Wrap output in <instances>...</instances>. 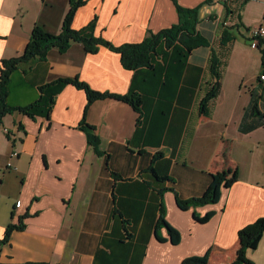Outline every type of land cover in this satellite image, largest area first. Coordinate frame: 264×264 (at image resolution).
<instances>
[{
	"label": "crops",
	"instance_id": "0c3cea01",
	"mask_svg": "<svg viewBox=\"0 0 264 264\" xmlns=\"http://www.w3.org/2000/svg\"><path fill=\"white\" fill-rule=\"evenodd\" d=\"M177 1L202 4L199 29L208 46L186 54L165 48L153 68L131 70L108 47L89 53L74 43L66 52L53 48L46 59L22 63L12 74L13 105L36 101L41 87L59 78L79 77L99 91L138 94L142 115L138 122L134 107L114 98L92 103L86 120L102 153L78 126L87 94L72 84L56 94L49 118L5 116L0 241L23 216L25 227L0 246L2 264H181L208 251V264L236 259L239 229L264 216V124L245 117L252 91L264 85L261 52L248 30L264 26V0ZM69 9L70 0H0V63L24 51L36 24L60 32ZM95 17L96 34L116 45L140 42L148 30L179 19L173 0H86L73 26L80 29ZM226 31L234 38L224 44ZM212 51L220 58L221 86L202 113L201 101L216 82ZM229 166L238 168V180L223 188L218 202L178 205L177 196L202 195L212 173ZM162 201L167 221L181 233L177 244L166 227L160 234L167 240L157 238ZM208 212L207 222L195 217ZM248 256L264 264V235Z\"/></svg>",
	"mask_w": 264,
	"mask_h": 264
},
{
	"label": "trees",
	"instance_id": "16d2710c",
	"mask_svg": "<svg viewBox=\"0 0 264 264\" xmlns=\"http://www.w3.org/2000/svg\"><path fill=\"white\" fill-rule=\"evenodd\" d=\"M178 11V22L170 27L161 29L158 32L148 30L144 39L140 42H129L116 45L102 35L96 34V17L84 27L77 29L73 26L74 18L78 8L86 3V0H70V9L66 13L61 31L58 33L47 30L44 26L36 24L31 32L29 42L24 51L10 58L2 59L0 63V128L4 124L6 115L14 112H20L30 117L44 115L50 117L55 96L65 84H72L82 89L87 94V104L84 109V115L79 123V128L84 130L88 137V142L94 147L97 153H102L99 149L100 137L95 127L86 120L87 112L92 103L97 100L114 98L130 103L139 113L138 122H140L142 111V99L136 93L120 94L110 91H99L94 89L88 82L79 77L59 78L58 80L43 85L41 87L42 95L34 102L28 105H13L9 102L10 79L12 74L20 67L22 63L34 59H46L50 50L58 49L60 52H66L74 43H81L84 49L89 53H96L101 46L110 48L121 54V61L125 68L138 70L142 67L153 68L155 66V56L160 55L162 49L173 48L178 54H186L200 46H208V38L200 31L201 22L200 9L202 4L196 7H186L173 0ZM211 1V0H209ZM208 2V1H207ZM222 2H226L223 0ZM228 12L230 10L228 9ZM249 30V29H248ZM234 38L231 32L226 31L222 36V43H227ZM252 40V38H249ZM257 48L262 57V75H264V38H259ZM211 71L216 78V82L206 93L201 101L202 113L206 111L207 103L218 95L221 86L220 58L215 51H212ZM260 90L252 91V98L246 111V119L251 116L260 118L261 124H264V85ZM151 170L155 169L151 167ZM239 170L237 167H226L220 171L212 173V180L200 196L188 199L177 196V203L182 209L196 207L208 203H216L222 195L223 188L231 187L238 180ZM161 194L163 192L161 191ZM213 212H208L204 216L195 215L200 222H207ZM24 216L19 224H9L6 228L4 237L0 241V246L9 241L13 230L23 229L25 227ZM162 227H166L170 240L177 244L181 240V233L166 219V207L161 202L160 213L156 224V235L159 240L166 241L167 238L160 234ZM264 235V216L243 226L238 231L240 246L237 250L236 259L230 264H254L249 258V250L256 249ZM210 252L202 255H190L185 257L181 264H208ZM0 264H2L0 262ZM24 264H49L29 262Z\"/></svg>",
	"mask_w": 264,
	"mask_h": 264
},
{
	"label": "built area",
	"instance_id": "2783aa9c",
	"mask_svg": "<svg viewBox=\"0 0 264 264\" xmlns=\"http://www.w3.org/2000/svg\"><path fill=\"white\" fill-rule=\"evenodd\" d=\"M249 34H250V38H252V43L251 45L253 47H257L258 45V41L259 38H264V26H254L251 27L249 29ZM262 79H264V75H262ZM5 132L9 135V137H15L14 134L12 132H10L7 128L4 129ZM15 155L17 154V152L15 151L14 153ZM11 164L8 163V166H10ZM18 205H21V203H18Z\"/></svg>",
	"mask_w": 264,
	"mask_h": 264
},
{
	"label": "rangeland",
	"instance_id": "374dc122",
	"mask_svg": "<svg viewBox=\"0 0 264 264\" xmlns=\"http://www.w3.org/2000/svg\"><path fill=\"white\" fill-rule=\"evenodd\" d=\"M250 42H251V41H250ZM0 132H1V134H3V133H4V132H3V130H1V129H0Z\"/></svg>",
	"mask_w": 264,
	"mask_h": 264
}]
</instances>
